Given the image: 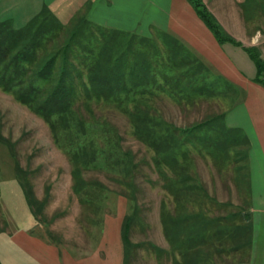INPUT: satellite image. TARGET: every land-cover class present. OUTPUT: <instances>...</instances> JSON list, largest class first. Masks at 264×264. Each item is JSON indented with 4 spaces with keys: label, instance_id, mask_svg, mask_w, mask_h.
I'll use <instances>...</instances> for the list:
<instances>
[{
    "label": "trees",
    "instance_id": "16d2710c",
    "mask_svg": "<svg viewBox=\"0 0 264 264\" xmlns=\"http://www.w3.org/2000/svg\"><path fill=\"white\" fill-rule=\"evenodd\" d=\"M187 1L218 43L229 42L247 52L256 67V81L264 86V61L259 52L227 33L202 0ZM88 4L84 5V11L73 14L66 23L59 21L47 3L20 28L14 27L10 19H0V90L41 117L55 140L58 141L59 133L74 131V147L66 148L71 166V187L81 206V215H86L89 227L98 226L99 233L105 214L101 204L102 201L106 203L108 193L113 190L100 178L87 173L94 170L102 172L120 186L117 192L129 199L131 208L122 224L124 264L128 263L129 252L141 246L130 238L132 222L139 207L136 194L139 164L134 152L124 147L117 125L93 113L92 104L98 105L102 100L122 108L132 135L155 150L153 161L163 177L162 187L173 197V210L166 212L167 205L163 201L161 212L171 251L150 244L155 249L171 252L166 255L167 258L172 257V264H218L211 257L227 251L226 246L230 248L229 252H245L247 258L251 239L248 211L239 222H236L235 211L221 212L217 216L203 211V199L215 198L209 195L197 177L193 156H189L192 150L188 146L193 142L191 137L201 131L210 132L213 128L222 130H218L214 139L216 146H220L218 150H223L229 138L233 145H244V150L238 154L245 157V163L236 167L234 176L238 190H243L248 139L238 129L226 126L225 111L178 125L166 119L151 102L158 99V95L146 88L135 91L134 87L126 86V76L133 85L137 77L133 46L141 44L135 40L140 36L134 31L107 27L90 20ZM93 31L98 33V37L91 44L90 41L85 42L88 38L85 32ZM159 34L167 59L179 70L166 80L171 82L168 91L177 96L180 109L188 110L189 105L194 106L213 96L215 85L212 82L215 84L216 79L219 84L221 78L210 81V69L190 50L167 32ZM77 49L86 56L82 57ZM76 66L87 70L85 73L77 71ZM140 67L145 69L146 66ZM148 74L144 71L140 80L149 79ZM184 86L189 90L186 91ZM195 96L200 97L198 102L194 100ZM0 141L6 144L14 160L18 183L34 218L44 221L41 220L43 202L35 196L32 184L18 163L12 141L1 133ZM230 203L220 202V205ZM225 264L230 263L226 261Z\"/></svg>",
    "mask_w": 264,
    "mask_h": 264
},
{
    "label": "rangeland",
    "instance_id": "374dc122",
    "mask_svg": "<svg viewBox=\"0 0 264 264\" xmlns=\"http://www.w3.org/2000/svg\"><path fill=\"white\" fill-rule=\"evenodd\" d=\"M159 1L161 2V0ZM202 1L227 33L243 45L257 50L264 61V0ZM126 2L130 4L131 10L134 0L131 2L121 0L118 3L116 0L114 2L108 0L106 6L102 0H96L89 19L96 23L98 20H107L110 22L107 27L119 25L122 21L123 23L132 22L125 14L118 15L120 13L119 6L124 11L129 10L126 8ZM160 2L159 4H161ZM45 3L59 21L66 23L73 13L75 15L84 11L86 8L84 5L88 4V1L45 0ZM0 6L3 8L1 16L10 19L14 27L20 28L41 8L42 2L41 0H15L13 2L0 0ZM144 9L151 12L155 10L152 6L150 8L145 6ZM159 18L162 19L163 16L160 15ZM146 21L147 19H144V23ZM234 23L237 27L241 25L249 35L245 32L246 37L243 39L235 37L231 32V26ZM94 32H85L88 36L85 42L93 43L94 39L98 37V33ZM137 34L140 38L135 37V40L141 42L140 45L134 44L133 46L136 50L134 72L137 77L135 76L133 85L130 78L126 76V86L134 87L135 91L146 88L158 95L159 98H155L151 102L159 108L166 119L178 125L202 120L211 113L226 111L234 97V91L228 83L224 82V78L219 80V84L216 79L214 80L215 84L212 82L215 85L213 96L207 97L202 103H196L194 106L189 105L188 110L182 111L178 105L177 96L168 91L171 82L166 80L179 70L167 59V51L163 46L159 32L152 31L149 35ZM81 43H83L82 40ZM225 48L231 52L232 57L249 59L253 62L243 48L229 42L225 43ZM81 53L82 57L86 56L84 52L81 51ZM142 65L146 66L145 69L140 67ZM76 67L77 71L83 73L87 70L84 67ZM144 71L149 73V79L141 81L140 76ZM164 73L166 74L163 76ZM212 73L210 72L208 75L210 81L217 76L216 73V75ZM181 82L184 84L183 81ZM185 90L187 91L189 88L185 87ZM123 95L125 94H121V96ZM199 98L195 96L194 100L198 102ZM92 107L94 108L93 113L101 115L117 125L123 138L124 147L130 148L134 152L139 164L136 174V194L139 207H137L136 217L132 222L130 238L133 242L141 243V246L133 248L129 252L127 264H172V257L167 258L166 255L171 252L155 249L150 244L153 243L166 250L171 248L161 222L162 202H166V212L172 211L174 206L173 197L162 187L163 177L161 178L154 165L155 150L132 135L128 117L122 108L115 106L112 102L106 104L103 100L98 105L92 104ZM218 130L220 128H213L210 132L201 131L191 137L193 142L188 147L192 152L189 153V156H193V167L197 177L209 195L215 198L203 199V211L210 216H217L221 212L235 211L236 222H239L243 220L244 212L248 211V203L245 182L243 190H238L234 176L237 172L236 167L245 163V157L238 154L244 150L245 146L233 145L234 142L229 138L223 150H218L220 146H216L214 142ZM223 132L226 134L225 131ZM0 133L12 141L18 163L32 184L35 196L43 202L41 220H44L37 221L34 218L18 183L14 160L6 144L0 141V230H3L0 231V264H39L33 256L9 239V234L19 229L41 237L43 240L57 242L62 247L73 248L74 251L86 252L91 249L100 233L98 226L89 227L86 215H81V206L71 187V166L66 148L74 147V131L65 134L59 133L58 141L55 140L50 128L41 117L14 100L10 94L0 90ZM87 175L100 178L113 190L108 193L106 203L102 201L101 208L105 214L114 218L117 213L124 220L125 215L131 213V208L129 199L117 192L120 190V186L108 179L102 172L94 170L88 172ZM227 201L231 203L220 205V202ZM212 231L213 229L210 232ZM225 248L227 251L216 253L211 257L212 260L218 264H225L226 261L230 264H245V252H229L230 248L228 246Z\"/></svg>",
    "mask_w": 264,
    "mask_h": 264
},
{
    "label": "crops",
    "instance_id": "0c3cea01",
    "mask_svg": "<svg viewBox=\"0 0 264 264\" xmlns=\"http://www.w3.org/2000/svg\"><path fill=\"white\" fill-rule=\"evenodd\" d=\"M13 1L15 0H10ZM87 1L90 5L87 12L89 17L96 0ZM102 1L106 6L108 0ZM118 1L121 0H116V3ZM134 1L131 10L127 2L126 8L129 10L124 11L120 6L118 8V15L125 14L132 22L122 21L119 25L113 24V27L141 35H149L152 31L169 33L207 66L210 72L216 73L214 78H224V82L234 91L230 106L225 111L224 122L227 127L241 131L248 139L244 186L251 222V239L245 264H264V86L256 81L255 64L249 59L232 57L231 52L225 48V43L216 41L187 0ZM41 2L43 5L45 0ZM145 6H152L155 10H145ZM2 9L0 6V19L3 18ZM160 15L163 16L162 19L159 18ZM144 19H147L146 23ZM98 23L110 25L107 20H98ZM231 32L239 39L246 37L245 32L249 35L248 31H244L241 25L237 27L235 23L231 26ZM122 218L117 213L114 218L104 214L98 239L86 252L62 247L59 243L43 240L21 229L10 233L9 239L33 256L39 264H124Z\"/></svg>",
    "mask_w": 264,
    "mask_h": 264
}]
</instances>
